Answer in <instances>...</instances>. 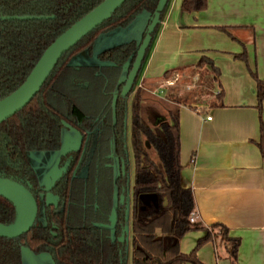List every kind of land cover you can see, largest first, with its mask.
<instances>
[{"label": "trees", "instance_id": "16d2710c", "mask_svg": "<svg viewBox=\"0 0 264 264\" xmlns=\"http://www.w3.org/2000/svg\"><path fill=\"white\" fill-rule=\"evenodd\" d=\"M102 0H0V99L26 78L44 49L67 27ZM158 0H125L111 16L64 52L33 98L0 123V174L28 180L37 186L38 175L28 160L30 152L57 151L63 127L81 135L80 147L60 155L65 174L50 188L59 197L57 208L44 207L45 225L33 226L16 238L0 237V264H22L20 248L48 253L53 264H125L127 221V152L125 119L130 95V146L133 159L130 264H204L197 250L212 237L197 239L187 253L179 249L184 234L195 228L189 188L180 173L179 116L177 108L159 113L144 103L135 87L150 47L163 20L168 1L151 33L131 90L121 94L139 42L131 40L97 54L100 64L72 62L79 52L91 53L102 33L129 25L141 13L152 16ZM207 0H181L182 12H198ZM143 31L141 39L144 37ZM245 60V55H240ZM210 63L203 57L198 65ZM256 79L257 107L264 100V80ZM160 118L156 122V118ZM264 158V124L260 120L255 142ZM114 163L118 165L115 173ZM86 167L85 176L79 175ZM154 196L144 202L143 196ZM114 215V224L110 216ZM10 202L0 197V223L14 220ZM216 228L234 261L239 244L228 229Z\"/></svg>", "mask_w": 264, "mask_h": 264}, {"label": "crops", "instance_id": "0c3cea01", "mask_svg": "<svg viewBox=\"0 0 264 264\" xmlns=\"http://www.w3.org/2000/svg\"><path fill=\"white\" fill-rule=\"evenodd\" d=\"M180 6L181 0H168L136 83L150 108L178 111L180 181L190 189L196 213L190 223L195 229L183 235L179 249L189 252L208 230L211 239L196 252L202 263L264 264V158L255 143L264 100L259 110L252 75L264 80V0H207L205 9L192 13ZM149 18L143 12L126 27L100 34L91 53L81 51L72 62L88 65L82 54L97 58L112 46L139 42ZM77 56L80 61L73 60ZM203 57L211 64L199 66ZM200 74L211 79L210 91L180 100L183 88H204L196 85ZM214 224L239 239L234 261ZM21 258L37 264L41 257L22 248Z\"/></svg>", "mask_w": 264, "mask_h": 264}, {"label": "water", "instance_id": "95a60500", "mask_svg": "<svg viewBox=\"0 0 264 264\" xmlns=\"http://www.w3.org/2000/svg\"><path fill=\"white\" fill-rule=\"evenodd\" d=\"M124 1L125 0H102L90 11L63 30L44 49L24 81L12 92L0 99V123L19 111L32 99L64 52L73 47L82 37L100 25L103 21L107 20ZM167 1L168 0H158L154 12L149 18L150 21L146 27L145 36L138 45L135 58L122 86V95H125L133 84L145 55V51L151 41V33L155 25L159 22V14L164 9ZM58 175L59 172L54 168L51 172L52 181H54ZM0 196L12 202L16 211V216L12 223L7 225L0 223V236L14 238L27 232L31 228L37 213L36 201L29 190L24 185L14 180L0 177ZM142 199L144 202H148L150 199L154 200L155 197L149 195L143 196ZM45 202L47 205L53 204L56 206L57 196L47 193ZM110 220L111 223H113V215ZM40 257H43V255H40Z\"/></svg>", "mask_w": 264, "mask_h": 264}, {"label": "rangeland", "instance_id": "374dc122", "mask_svg": "<svg viewBox=\"0 0 264 264\" xmlns=\"http://www.w3.org/2000/svg\"><path fill=\"white\" fill-rule=\"evenodd\" d=\"M98 48L99 46H95L94 49H98ZM82 55H86L85 57L89 59V62L91 63H88V64H96V63L99 64L100 63V61L97 58H95L92 54H82ZM80 57L81 56H77L73 60L80 61L79 60ZM92 62H95V63H92ZM75 63H78V62H75ZM210 82H211V79L208 78L205 80L204 74H200L199 80L197 81L196 85L201 84L204 88L200 89L194 86L192 88L188 87L187 89L183 88L185 92L180 93V100L186 99V97L189 98L190 96H194V95L199 99L203 94H206L207 91H210ZM126 137H127L126 147H127V155H128V182H127L128 215H127V225H126L127 234H126V243H125V258H126V264H130L131 232H130V209L129 207H130V202H131V192H132V184H133V159H132V153L130 151V147L128 143V133H126ZM61 139H62L61 147L57 151L31 152L28 154L29 160L31 161L33 167L37 170L41 181L46 186H48V183H49L48 178L46 176L47 174L46 171H49L48 169L54 166L56 159L60 153H63L69 149H74L78 147L79 142H80V135L74 128L65 125L62 129ZM44 222L45 220H44L43 214L39 213L36 223L44 224ZM47 257L48 256L46 255L41 257L40 260H37V264H49V263L53 264V262L52 261L50 262Z\"/></svg>", "mask_w": 264, "mask_h": 264}, {"label": "flooded vegetation", "instance_id": "af4514ba", "mask_svg": "<svg viewBox=\"0 0 264 264\" xmlns=\"http://www.w3.org/2000/svg\"><path fill=\"white\" fill-rule=\"evenodd\" d=\"M150 21V20H149ZM149 21H148V23H149ZM148 25V24H147ZM147 27V26H146ZM146 29V28H145ZM145 36V35H144ZM143 39V38H142ZM140 42H141V40H140ZM139 42V43H140ZM85 65H87V64H85ZM88 65H96V64H88ZM140 68V67H139ZM130 70V69H129ZM139 71V70H138ZM129 72V71H128ZM138 73V72H137ZM128 74V73H127ZM137 75V74H136ZM127 76V75H126ZM126 78V77H125ZM135 78H136V76H135ZM134 81H135V79H134ZM134 81H133V84H134ZM137 83V82H136ZM133 84H132V86H133ZM43 85V84H42ZM136 85L137 84H135V87H136ZM132 86H131V88H132ZM131 88H130V90H131ZM129 90V91H130ZM39 91V90H38ZM128 91V92H129ZM127 92V93H128ZM126 93V94H127ZM125 94V95H126ZM131 96L132 95H130L129 97H128V101H127V107H126V121H125V147H126V133H128V143H129V147H130V151H131V146H130V139H129V137H130V99H131ZM33 98V97H32ZM159 119L160 118H156V122H158L159 121ZM79 133V132H78ZM79 135H80V133H79ZM80 144H81V135H80V142H79V145H78V147L77 148H74V149H69V150H67V151H65V152H63V153H60L59 154V156L57 157V159H56V162H55V164H54V166L53 167H51L50 169H48L49 171H46L47 172V174H46V176H47V178H48V186H46L42 181H41V179H40V177H39V174H38V172H37V170L33 167V165H32V163H31V161L29 160V158H28V160H29V162H30V164L32 165V167L34 168V170L36 171V173H37V175H38V184H37V186H35V185H33V184H31L28 180H22V179H20V178H15V177H7V176H4V175H2V174H0V177H4V178H8V179H11V180H14V181H16V182H18V183H20V184H22V185H24L28 190H29V192L31 193V195L33 196V198L35 199V201H36V205H37V213H36V217H35V220H34V222H33V224H32V226H31V228L33 227V226H42V225H45V222H44V224H37L36 223V220H37V218H38V215H39V213H41V214H43V217H44V220H45V216H44V207H54V208H57L58 207V205H59V197H58V195L57 194H55L53 191H51L50 190V188L65 174V172H66V162H64V163H62L61 161H60V155H62V154H67L68 152H70V151H74V150H76V149H78L79 147H80ZM48 152H51V151H48ZM126 152H127V147H126ZM31 153V152H30ZM132 153V152H131ZM29 154V153H28ZM27 157H28V155H27ZM54 168H56V170L59 172V175L57 176V178L54 180V181H52V177H51V172L53 171V169ZM114 170H115V173L117 174V172H118V165L116 164V163H114ZM85 174H86V167L85 166H83V167H81L80 168V170H79V175L80 176H85ZM126 174H127V181H126V189H125V192H126V196L124 197L123 195H120V201L121 202H123L124 201V199L126 200V203H127V207H128V198H127V182H128V155H127V167H126ZM47 193H51L52 195H55V196H57V204H56V206L55 205H53V204H50V205H47L46 204V202H45V199H46V194ZM0 197H2V196H0ZM2 198H4V197H2ZM5 200H7L8 202H10L8 199H6V198H4ZM11 203V205H12V207H13V209H14V212H15V216H16V211H15V207H14V205L12 204V202H10ZM131 205H132V192H131V202H130V207H129V209H130V223H131ZM127 215H128V212H127ZM15 216H14V219H15ZM112 216V215H111ZM111 216H110V218H111ZM114 216V215H113ZM14 221V220H13ZM12 221V222H13ZM11 222V223H12ZM8 224H10V223H8ZM113 224H114V221H113V223H111V220H110V224H109V226H113ZM4 225H7V224H4ZM126 225H127V221H126V224H125V226L123 227V230H122V232H121V234H120V236L118 237V240L119 241H124V247H125V243H126V234H127V229H126ZM30 228V229H31ZM30 229L28 230V231H30ZM27 231V232H28ZM27 232H25V233H27ZM130 232H131V229H130ZM25 233H23V234H25ZM23 234H21V235H23ZM21 235H19V236H21ZM19 236H17V237H19ZM1 237V236H0ZM4 238H6V237H4ZM14 238H16V237H14ZM130 242H131V239H130ZM22 248H27V247H25V246H22L21 248H20V258H21V249ZM28 249V248H27ZM29 250V249H28ZM30 251V250H29ZM31 252V251H30ZM33 253V252H32ZM130 253H131V251H130ZM33 254H35V253H33ZM35 255H47V256H49V254L48 253H42V254H35ZM50 257V256H49ZM50 259H51V257H50ZM51 261H52V259H51ZM53 262V261H52ZM21 263H22V258H21ZM23 264V263H22ZM125 264H126V258H125Z\"/></svg>", "mask_w": 264, "mask_h": 264}, {"label": "built area", "instance_id": "2783aa9c", "mask_svg": "<svg viewBox=\"0 0 264 264\" xmlns=\"http://www.w3.org/2000/svg\"><path fill=\"white\" fill-rule=\"evenodd\" d=\"M207 119H210V117L207 116ZM195 216H196L195 211H191L190 214H189V217H188V221H189L190 223H192V222L194 221Z\"/></svg>", "mask_w": 264, "mask_h": 264}]
</instances>
